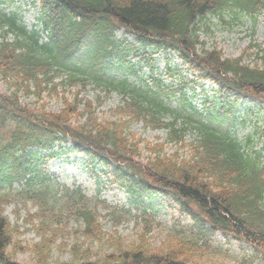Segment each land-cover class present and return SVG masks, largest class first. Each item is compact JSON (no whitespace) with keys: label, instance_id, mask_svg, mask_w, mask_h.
I'll return each instance as SVG.
<instances>
[{"label":"trees","instance_id":"obj_1","mask_svg":"<svg viewBox=\"0 0 264 264\" xmlns=\"http://www.w3.org/2000/svg\"><path fill=\"white\" fill-rule=\"evenodd\" d=\"M38 1L31 29L17 11L0 9V84L9 92L0 93V185L10 189L0 187V264H19L20 254L31 256L32 264H233L221 263L230 254L214 246L217 235L251 250L242 248L235 264H264V146L255 152L250 140L244 145L231 130L214 126L236 122L234 107L242 99L264 101V68L207 48L222 26L232 29L243 16L255 17L264 0ZM120 30L129 38L118 37ZM156 50L176 52L193 80L171 69L166 74L179 84L155 78L149 55ZM140 65L150 69L146 80ZM201 80L218 86L203 111L187 95ZM89 89L95 100L82 97ZM113 93L121 98L111 110L114 120L102 121L97 108ZM32 98L34 107L24 103ZM46 99L62 108L49 111ZM138 123L165 130L166 140L135 137L131 127ZM68 139L74 148H67ZM75 150L130 194L143 219L133 242L107 232L81 191L59 189L44 167ZM14 183L24 188L13 190ZM12 192L39 204L34 227L41 240L31 246L16 241L18 231L4 216ZM152 196L174 201L192 221L167 227L157 246L149 240L156 226ZM127 211L112 214L116 226L132 216ZM71 223L81 226L73 232L70 260L54 263L57 239Z\"/></svg>","mask_w":264,"mask_h":264},{"label":"rangeland","instance_id":"obj_2","mask_svg":"<svg viewBox=\"0 0 264 264\" xmlns=\"http://www.w3.org/2000/svg\"><path fill=\"white\" fill-rule=\"evenodd\" d=\"M33 0H0V8H4L7 11L17 10L23 16L24 22L29 25H32L36 21V17L38 15L39 9L38 4L33 6ZM228 20V19H227ZM122 32L119 34L121 35ZM208 47L210 48L212 45L217 47L218 49L223 51L225 57L230 59H237V58H244V62L248 65L257 64L259 67H264V11H262L258 16L256 21L249 17L242 19V25H235L233 29L228 30V26H222V30L220 33L217 32L213 37L208 40ZM254 46H259L258 48H251ZM251 48V49H250ZM161 58L159 62V71H163L165 68V62L163 61V56H157L156 58ZM172 65H180V61L177 60L176 57H173L171 61ZM145 71L149 72L147 69ZM148 74V73H146ZM169 84L168 81H166ZM207 90L210 88H214V85L211 83L206 82ZM0 92L6 93L7 88L4 85H0ZM95 93L92 90H89L87 93H83L82 96H86L87 98L92 99ZM205 96L212 97V94L209 93ZM203 96L199 95L198 100H202ZM212 100V99H211ZM45 104L48 105L49 111L57 112L61 109V103L57 100H44ZM104 103L101 104V108L99 111V117L102 118L101 120L104 121L105 119H110V110L117 106L120 102V98L118 96H110L105 98ZM24 103L29 105L30 107L35 106V99H25ZM104 118V119H103ZM240 130V137H245L247 132L251 131V128L248 127L244 130L239 128ZM133 133L138 136L142 137L145 140H148L152 143L157 142H164L165 140V132L164 131H151L144 129L141 125H135L133 127ZM188 141H193L194 138L188 136ZM257 148H261L260 138H256L254 143ZM173 151H175L173 149ZM171 149H168V152H173ZM147 153H145L146 156ZM146 158H140L139 160L146 162ZM67 160V161H66ZM85 158H82L80 155H71L69 159L60 158L53 161L50 164L51 171L56 173L61 182L66 185H71L73 183H78L82 185L89 195H92L97 190V185L95 183L94 178L90 177V175L85 171L86 165H83ZM103 180V179H102ZM102 198L107 200L108 202L114 203H123L126 204V194L122 191H119L115 188L106 189L102 187ZM154 210H155V221L156 225L154 228L153 233L151 234L152 238L151 241L154 245H157V242L162 240L166 233V228L171 227L174 225L175 220L183 221V217H179L178 211V204L174 201L170 200L169 198L164 197H157L156 198ZM37 212V205L32 202H26L25 200L21 199L20 197L16 196L13 204L9 205L6 208L5 214L10 219L13 226L17 229L19 227L20 235L17 236V241H20L23 246H31L32 244L39 241V236H37V232L33 227L31 221L34 222L32 217ZM101 213V222L104 225L106 231L110 233H114L113 235L121 236L125 241L126 244H129L136 240L138 234L140 233L139 222L135 218L131 221L122 222L121 225L116 229L115 222L113 217L110 215V210L102 208L99 210ZM31 216V217H30ZM75 228L74 225L70 226ZM68 227L65 233H62V238L58 242H56V248L53 253L52 260L53 262L58 261H68L70 260V248L72 247V243L75 242V239L71 238V228ZM42 233L46 234L45 231ZM116 233V234H115ZM76 241L83 243L84 240L82 237L76 239ZM223 243V246H221ZM225 243L224 239L221 236H218L214 242V246L217 245L222 247L223 250H229L231 254L239 247L238 244L235 242ZM59 247H63L61 250L58 249ZM97 250H94L96 252ZM218 255V254H217ZM215 255V256H217ZM18 262L20 264H32L31 256L28 254H20L18 256ZM229 263L231 261L230 256H224L221 258V263ZM233 263V262H232Z\"/></svg>","mask_w":264,"mask_h":264}]
</instances>
